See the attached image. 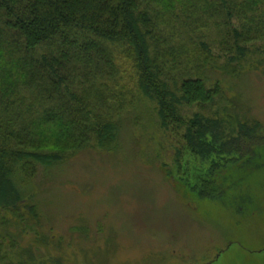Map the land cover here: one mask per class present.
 <instances>
[{
    "label": "trees",
    "instance_id": "1",
    "mask_svg": "<svg viewBox=\"0 0 264 264\" xmlns=\"http://www.w3.org/2000/svg\"><path fill=\"white\" fill-rule=\"evenodd\" d=\"M202 9L214 15L218 41L193 38L189 26L176 30L178 10ZM259 14L224 0H0V211L21 222L37 217L23 184L40 167L96 147L116 149L136 97L119 88L115 44L133 62L139 94L156 102L161 126L181 131L196 158L219 155L226 167L230 159L254 157L264 145L260 122L183 109L207 111L223 95L221 81L204 72L238 75L249 45L264 37ZM232 122L240 125L225 132ZM197 171L192 191L218 195Z\"/></svg>",
    "mask_w": 264,
    "mask_h": 264
},
{
    "label": "rangeland",
    "instance_id": "2",
    "mask_svg": "<svg viewBox=\"0 0 264 264\" xmlns=\"http://www.w3.org/2000/svg\"><path fill=\"white\" fill-rule=\"evenodd\" d=\"M224 1L264 15V0ZM188 12L177 11L176 30L189 26L193 38L206 42L221 38L214 15ZM249 46L238 75L204 72L221 81L223 95L207 111L184 107L185 115L203 111L228 122L237 114L264 126V37ZM114 48L119 88L136 97L116 149L96 147L40 167L23 184L38 216L21 222L0 211V264H264V145L252 158H229L226 167L219 155L196 158L181 131L161 126L156 102L137 91L133 62L120 44ZM232 124L225 132L240 125ZM196 169L218 195L192 191Z\"/></svg>",
    "mask_w": 264,
    "mask_h": 264
}]
</instances>
